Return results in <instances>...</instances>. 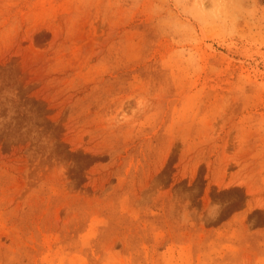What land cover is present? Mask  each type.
<instances>
[{
    "label": "rangeland",
    "instance_id": "obj_1",
    "mask_svg": "<svg viewBox=\"0 0 264 264\" xmlns=\"http://www.w3.org/2000/svg\"><path fill=\"white\" fill-rule=\"evenodd\" d=\"M0 264H264V0H0Z\"/></svg>",
    "mask_w": 264,
    "mask_h": 264
}]
</instances>
